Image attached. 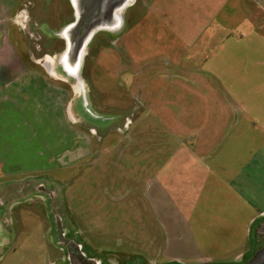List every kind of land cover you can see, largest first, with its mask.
I'll use <instances>...</instances> for the list:
<instances>
[{"label":"rangeland","instance_id":"1","mask_svg":"<svg viewBox=\"0 0 264 264\" xmlns=\"http://www.w3.org/2000/svg\"><path fill=\"white\" fill-rule=\"evenodd\" d=\"M31 1L22 29L1 28L24 66L46 73L54 89L46 90L47 112L38 99L27 112L17 104L16 115L46 125L44 134L54 109L64 132L53 143L47 136L41 160L34 144L18 152L22 133L7 137L12 163L26 161L33 172L22 183L0 177V264H69L56 221L104 264H236L257 251L264 0H138L122 32L96 34L83 59L85 96L100 120L82 112L80 86L42 61L62 46L36 23L55 31L70 9L62 19L46 1ZM27 48L40 65L30 66ZM13 86L10 94L31 97Z\"/></svg>","mask_w":264,"mask_h":264},{"label":"crops","instance_id":"2","mask_svg":"<svg viewBox=\"0 0 264 264\" xmlns=\"http://www.w3.org/2000/svg\"><path fill=\"white\" fill-rule=\"evenodd\" d=\"M26 1L31 0H0V31L3 33L4 28H1L2 24H11V25H17L19 28L22 29L20 26V22H22V18L25 16V11L22 9L23 5ZM138 0H136L137 3ZM135 3V4H136ZM19 6V7H18ZM20 21V22H19ZM20 29V30H21ZM28 53V59L30 66L34 65H40L38 62H34L35 64H32L30 51L27 49ZM43 66V65H42ZM36 67V66H35ZM38 72V73H37ZM39 71L37 69L33 68H26L24 64L21 62V59L19 58V54L17 53V49L15 45L9 40V32L4 30V34H0V177L3 179L9 181H16L18 183H22L27 178L31 177L32 170L27 169L29 166H26V161H21L19 164L12 163V159L15 154L16 150L12 148V145L7 140V137L10 136V132H14L15 134L22 133L24 137H20L17 140V150L18 152L25 154L26 150L32 147L34 144L36 146V155L38 159H42V144L47 143V136H52V141L57 140L58 136H61L64 132L63 130H60L59 125H62L63 120L58 116L57 112L53 109L50 113L51 115V121L53 125L49 128L51 132L42 134L41 132L45 130V126H33V123L28 124L23 123L24 120L22 118H19L17 116V111L15 110V106L18 104L23 111L29 110V107L31 106L32 102H36L38 99H41L40 102L44 103V111L48 110V98L46 97V90L47 87H50L51 89H54L51 84L48 85L47 81V74L45 73L44 76L39 74ZM34 75V79L38 78L39 80L34 82V86L32 85L31 81L28 80V78ZM25 80H27V84L25 83ZM24 82L22 85L20 83ZM29 83V84H28ZM50 83V82H49ZM11 85L13 86V91L15 92V88L23 87L22 90H28L31 94V97L26 98L22 97L19 98L16 93L10 94V88ZM24 85H30V86H24ZM32 87L30 90L29 87ZM56 91L58 90L61 92V97H63L62 93L63 90L61 88H55ZM34 94V96H33ZM142 95V93H141ZM34 97V99H33ZM34 100V101H33ZM146 102L141 101L140 104L144 105ZM63 118V117H62ZM61 122V123H60ZM47 127V126H46ZM20 129V130H19ZM23 130V131H22ZM27 130V134L26 131ZM40 131V132H38ZM9 133V134H8ZM41 133V134H40ZM79 133V132H78ZM85 136V135H84ZM76 138H80V133L78 136H74ZM191 137V138H190ZM193 135H187L184 136V140L191 141ZM48 147V146H47ZM25 149V150H24ZM24 150V151H23ZM45 153L46 148H44ZM73 152L76 149H72ZM10 151H14L13 153H10L8 157H6L7 153L9 154ZM23 151V152H22ZM27 151L26 153H28ZM88 152V153H87ZM87 155L90 154V151L87 150ZM2 155H5V157H2ZM47 160V156H46ZM11 162V163H10ZM27 170V171H26ZM30 171V172H29ZM32 171V172H31ZM264 216V214H263ZM242 255H237V258H240ZM236 258V257H235ZM234 258V259H235Z\"/></svg>","mask_w":264,"mask_h":264},{"label":"water","instance_id":"3","mask_svg":"<svg viewBox=\"0 0 264 264\" xmlns=\"http://www.w3.org/2000/svg\"><path fill=\"white\" fill-rule=\"evenodd\" d=\"M129 2L132 3L133 0H80V4L76 7V21L67 25L62 32L79 35V44H75L76 46L67 45L66 50L59 57V63L64 72L68 71L70 62L75 64L78 72L82 56L85 54V46L92 35L98 30H109L120 25L119 13L129 5ZM56 224L57 243L65 249L69 264H99L95 259L87 258L79 244L67 240L58 221ZM236 264H264V246L257 250L247 262Z\"/></svg>","mask_w":264,"mask_h":264},{"label":"flooded vegetation","instance_id":"4","mask_svg":"<svg viewBox=\"0 0 264 264\" xmlns=\"http://www.w3.org/2000/svg\"><path fill=\"white\" fill-rule=\"evenodd\" d=\"M42 1H46V3L50 4V8H54L55 11H56V15L62 19L65 18L67 15H66V9H70V12L68 15H70V20L69 22H66L65 24H63L62 26H60L58 29H55V31L53 29H49V27H46V26H43L44 24H38L36 23V26H38V28H40V31L43 32V33H47L46 35L49 34L50 36V39L52 41H56V40H60L61 41V51L58 55H50V58L48 56H46V59H42V61L44 62V66L47 67L51 60H53V69L55 70V72H60V73H63L65 74L66 77H69V78H72L73 81H75L78 86H80V99L78 101V104L80 103L81 106H82V112L86 114V116H88L90 119H93V120H100V118L95 115L92 110L90 109V106L88 104V101L86 99V96H85V88L83 86V82L81 81V78H80V74H81V71H82V66H83V59L84 57L88 54L87 52H89V49L88 46L91 44V42L94 40L96 34L98 33H104L106 35V37L108 39H110L111 37L114 38V35H118L120 34V32H122L123 28H124V21L126 18H128V16H126L125 12L133 7L136 3V0H133L132 3L129 2V5H127L119 14H120V25L114 27V28H110L109 30H98L96 31L92 37L90 38V40L87 42L86 46H85V54H83L82 56V60H81V66H80V69L76 70V67H75V64H72L70 62V64L68 65V71H65L62 69L61 67V64L59 63V57L60 55L66 50L67 48V45H70V46H76L77 44H79V35H70V34H67L66 32L62 33L64 28L67 26V25H70L72 23H74L76 21V18H77V5L80 4V0H42ZM35 2V1H34ZM32 1H26L25 4L23 5V10L25 11V15L24 18L28 19L30 18L31 19V16H30V11L33 8L36 7V3H34ZM67 7V8H65ZM47 10V9H46ZM49 11V10H48ZM126 17V18H125ZM56 19V18H55ZM26 20H24V23H25ZM28 22V21H27ZM26 26H24L25 28ZM76 44V45H75ZM57 45V44H56ZM55 46V45H54ZM80 47V46H79ZM83 47V46H82ZM28 49V48H27ZM86 49L88 51H86ZM29 50V49H28ZM39 50V49H38ZM30 51V50H29ZM81 51V49H80ZM83 51V49H82ZM48 57V58H47ZM77 72V73H76ZM51 75H53V73H50ZM75 76V77H71V76ZM77 105V104H76ZM87 117V119H89ZM89 119V120H90ZM40 189H43L42 191L44 192L43 194H47L49 197H51V193L43 188V187H39ZM5 218L4 217H1L0 216V231L3 230L4 228V225H5ZM257 232H260V235H256L257 239H254L253 240V243L254 245L258 244V250L260 248H262L264 246V216H262L260 219H259V223H258V228H257ZM64 237L67 239V240H72L74 241L76 244H79L81 246V251L85 254V256L87 258H91V255H88L85 250L83 249L82 245L80 242H78V240L74 239V238H70L69 236L67 237L66 235H64ZM261 242V243H260ZM2 243V238L0 237V245ZM256 251H254L251 256L255 253ZM248 257L246 259L245 258H241L238 260L237 263H244V262H247L250 258ZM97 261H98V258H96ZM100 263L99 264H104L103 262L99 261Z\"/></svg>","mask_w":264,"mask_h":264},{"label":"bare ground","instance_id":"5","mask_svg":"<svg viewBox=\"0 0 264 264\" xmlns=\"http://www.w3.org/2000/svg\"><path fill=\"white\" fill-rule=\"evenodd\" d=\"M46 68H47V70H48L49 73L55 72V70L53 69L54 68L53 67V60H51L50 64Z\"/></svg>","mask_w":264,"mask_h":264}]
</instances>
